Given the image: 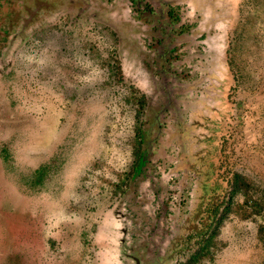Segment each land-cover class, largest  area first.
<instances>
[{"label": "rangeland", "instance_id": "rangeland-1", "mask_svg": "<svg viewBox=\"0 0 264 264\" xmlns=\"http://www.w3.org/2000/svg\"><path fill=\"white\" fill-rule=\"evenodd\" d=\"M251 57L264 0H0V264H238L264 222Z\"/></svg>", "mask_w": 264, "mask_h": 264}, {"label": "crops", "instance_id": "crops-1", "mask_svg": "<svg viewBox=\"0 0 264 264\" xmlns=\"http://www.w3.org/2000/svg\"><path fill=\"white\" fill-rule=\"evenodd\" d=\"M254 45L253 43H250V46ZM255 58L251 57L249 59V65L251 67V71L246 74L238 75L240 77L241 82H253V81H259L261 76V80H264V62L261 61L260 63H257L254 61ZM248 65V64H247ZM261 70V75H255L256 70ZM262 144V143H261ZM251 162H257L259 161L260 155H259V147L258 143L255 145V143H251ZM255 149H257V153L255 154ZM261 159V158H260ZM252 226H255L256 228L253 229V232L251 234L250 242L251 246L249 249L242 251L241 253H238L237 255L240 256V261L238 264H264V222L260 221V223ZM238 259V258H236ZM237 262V261H236Z\"/></svg>", "mask_w": 264, "mask_h": 264}]
</instances>
